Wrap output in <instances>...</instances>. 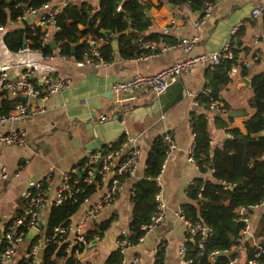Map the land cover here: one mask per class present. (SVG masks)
Listing matches in <instances>:
<instances>
[{
  "label": "crops",
  "instance_id": "0c3cea01",
  "mask_svg": "<svg viewBox=\"0 0 264 264\" xmlns=\"http://www.w3.org/2000/svg\"><path fill=\"white\" fill-rule=\"evenodd\" d=\"M143 1L149 4L147 16L151 19V25L142 35L160 34L167 30L169 34L166 37L171 43L182 38H194L195 43L188 57L219 51L227 41L230 30L240 25L238 57L240 60H246L251 55H256L257 59L247 69L239 70L232 80L226 83L219 92L218 101L220 105L227 107L225 109L231 115L227 127L243 132L242 123L251 115L247 107V102L252 97L250 80L264 70V20L251 19L250 12L264 0H215L210 16L201 20L199 15L202 14L191 12L187 5L172 6L164 3L158 6L156 0ZM91 4L94 5L95 0H91ZM195 22L199 23L197 27L193 26ZM1 35L0 73H6L10 80H14L25 68H29L35 82L43 75L60 77L67 82L66 88L60 93L38 103L43 109L41 115L14 123H0V134L12 130L19 131L25 139L23 146H0V169L8 175L7 180H0V231L22 211L23 195L29 182L46 180L47 185V203L38 220L43 221V226L38 230L37 238L24 239L15 252L9 264H18L28 257L30 242L35 240L36 243L44 236L47 211L61 176L73 172L78 174L81 164L90 156L80 143L77 128L85 123H103L113 113L119 112L120 108L131 110L148 105L153 97L147 92L114 96L111 93L112 85L136 73L155 74L183 59L184 55L178 50H171L147 60H122L114 56L105 66L78 68L73 66L69 59L45 61L36 51L9 52L1 43ZM206 68L205 65L196 66L177 77L174 82L179 83L185 93H192L193 97H196L203 90ZM242 71H245V76ZM243 80L248 83L247 87L242 85ZM1 100L7 99L2 98L0 94ZM195 111L201 112L198 109ZM189 112V99L184 97L164 114L158 117L154 114L151 119H144L142 132L133 140L140 152L134 175L121 180L119 192L114 200L99 209L89 221L86 233L93 232L98 224L113 218L108 229L96 241L95 247L83 254L81 252L82 255L78 257L80 264H104L107 256L115 251L117 240L127 235L131 212L130 189L142 176L152 142L166 133L172 135L176 148L166 161L158 185L159 200L165 207L162 220L155 228L146 232L136 246L124 252L122 261L129 264L132 258H136L137 264H155V256L160 250V264H179L176 250L178 245L185 241L186 234L185 226L178 216L181 206L188 201L186 190L193 180L210 177L209 173L200 174L187 160L192 143L188 126ZM201 113L207 121L209 147L214 149L228 136L224 130L214 127V115L208 111ZM100 117H104L105 121H99ZM129 151V148H121L113 160V165L124 159ZM109 176L110 173L107 174V177ZM104 191L105 186H101L83 202L70 218V228L80 222L85 213L100 200ZM263 217L264 204L251 210L249 222L252 232L258 230ZM72 237L69 232L65 240L70 242ZM41 250L39 248L31 255L28 264H40ZM237 259L242 262L244 254H238Z\"/></svg>",
  "mask_w": 264,
  "mask_h": 264
},
{
  "label": "trees",
  "instance_id": "16d2710c",
  "mask_svg": "<svg viewBox=\"0 0 264 264\" xmlns=\"http://www.w3.org/2000/svg\"><path fill=\"white\" fill-rule=\"evenodd\" d=\"M50 0H0V27H5L8 22L15 21L22 13L37 10L39 6ZM158 6L170 4L172 6L187 5L193 13L203 12V2L213 4L215 0H156ZM119 11H116V6ZM149 4L143 0H66L59 13L53 18L58 30L52 35L49 45H40L42 32L38 27L23 25L22 29L6 30L1 35L3 47L12 53L26 49L39 52L42 56L50 55L54 48L67 59H80L81 54L87 50L85 43L79 42L81 37L92 35L100 38L103 45L99 49L102 61L109 63L116 56L122 60H131L139 57L142 52L137 50L138 41H153L158 38L164 43L171 42L167 37L158 34H142L151 25V19L147 16ZM201 17V15H199ZM108 32L110 37L116 38L117 51L113 52L110 47V38L106 39L101 33ZM239 30L236 39L231 43L232 53L239 55ZM27 44V45H26ZM230 62L223 61L215 67H207L203 90L207 95L199 93L195 97L198 110L208 111V98L218 100L220 90L228 82L226 73ZM245 76V71H242ZM252 97L247 102L251 115L242 123V131L236 128H228L231 120L229 113L215 115L214 127L224 130L228 135L220 146L211 149L207 121L201 112L190 111L188 121L192 134V156L198 172L202 175L209 173L208 179L199 177L192 181L186 190L187 203L180 208L183 220L190 223H200L208 227L211 233L204 239L202 249H197L196 238H187L184 243L186 255L192 259V264H227L231 258H237L236 252L230 248L235 244L242 223L238 220L235 211L244 208L248 215L251 208L260 204L264 198V137L253 138L252 136L264 130V70L250 80ZM14 101H0V116L6 115ZM227 107L224 106V109ZM225 109V110H226ZM227 111V110H226ZM124 141L122 136L114 144L104 146L102 154L117 151ZM164 157V147L161 138H156L147 153L142 176L131 187L130 219L127 225V235L119 239H125L130 247L136 246L146 231L150 217L155 212V195L159 192L154 182L148 181L159 170ZM83 163L81 164V166ZM80 166V167H81ZM122 180V179H121ZM98 182V178L94 179ZM229 188L224 189L226 185ZM97 185H78V193L71 199L60 205H50L47 211L45 226L43 228L44 247L41 250L40 264H78L75 257L66 255L62 247H58L50 240L51 232L55 228L67 227L70 218L78 211L83 202L90 197ZM113 218H110L96 226L93 232L87 233V239L96 236L97 240L108 229ZM255 236L264 238V217L261 219L259 228L254 231ZM31 241L30 249L35 245ZM264 247V242L261 243ZM211 251H219L212 263L207 262L206 255ZM225 253H224V252ZM81 254L82 250L79 251ZM161 251L155 256V264L161 263ZM200 252V256L196 255ZM252 248L246 247L244 258L251 257ZM122 257L117 250L111 252L104 264H120ZM31 260L28 256L18 264H27ZM258 264H264V258H260Z\"/></svg>",
  "mask_w": 264,
  "mask_h": 264
},
{
  "label": "built area",
  "instance_id": "2783aa9c",
  "mask_svg": "<svg viewBox=\"0 0 264 264\" xmlns=\"http://www.w3.org/2000/svg\"><path fill=\"white\" fill-rule=\"evenodd\" d=\"M65 3L66 0H50L39 6L37 10L28 13L24 12L15 21L8 22L5 27H0V34H3L6 30L22 29L23 25L27 24L29 26L38 27L42 32L40 45H48V43L51 42L52 35L58 30L54 24L53 18L59 13ZM211 9L212 3L204 1L203 12L200 20L210 16ZM116 11H119L118 5L116 6ZM250 18L253 20L261 18L264 20V2L252 8ZM198 24L199 23L195 22L193 26L197 27ZM239 27L240 25H237L230 30L227 41L219 51L194 57L187 56L195 43L194 38H182L171 44L164 43V41L160 38H158L155 42L138 41L137 50L142 52V54L136 59H151L171 50H178L184 55V58L166 68L161 69L155 74L145 75L136 73L124 81L117 82L112 85L111 93L114 96H119L122 94L131 95L132 93L147 92L152 97H155L162 94L177 77L189 72L192 68L199 65L215 67L223 61L230 62L226 77L228 81L232 80L233 76L237 74L239 70L247 69L249 65L257 59L256 55H251V57L246 60H240L238 55L235 56L232 53L231 43L235 41L236 33L239 30ZM168 34L169 32L164 30L158 35L160 37H166ZM79 40L87 45V50L81 54L80 59H69L73 66L78 68L85 66L96 68L98 66L106 65V63L102 61L99 53V49L102 45V40L100 38L92 35H86L81 37ZM21 51L28 50L23 49ZM42 57L45 61H50L52 59H58L60 61L68 60L59 52L58 48H54L50 55ZM66 86L67 82L63 78L52 77L49 75H43L37 82H35L32 79V72L29 68H25L14 80H10L6 73H0L1 97L12 101L16 97H25L27 100L26 103L14 102L8 113L0 116V123H14L41 115L43 113V109L38 105V103L46 100L53 94L60 93L66 88ZM201 93L207 95V92L204 90H202ZM185 97L189 99V110L195 111L197 108L195 97H193L192 93H185ZM31 99L35 100V104L30 102ZM208 112L214 116L227 114V111L222 105H220L219 101L212 98H208ZM99 121H105L104 117H100ZM188 126L190 127L189 121ZM123 135L124 141L117 151H110L105 154L101 153L100 156H97L94 153L85 160L83 165L80 167L78 174L76 172L63 174L60 179V184L54 193L53 199L50 201L49 206H56L71 199L78 193V185L81 184L97 185L99 182L102 186H105L103 196L85 213L80 222L74 228H70L69 226L59 227L53 229L51 232L50 240H52L58 247H62L66 255L75 257L77 261L80 255L79 251L83 250V248L89 243L86 233L89 221L99 209L104 206H108L114 200L119 192L121 179L134 175L137 166V158L140 152L133 144L134 139L130 138L125 132ZM160 138L164 147V157L160 163L158 172L153 177L147 178L148 181L154 182L157 187L164 172L166 161L176 148L175 142L170 133H166ZM24 144V135L19 131L12 130L5 134H0V146H23ZM121 148H129L130 151L128 155L118 164L113 165V160L118 155ZM192 152L193 143H191L189 147L187 160L195 166ZM108 173H110L109 177H107ZM208 173H211L210 170ZM96 177L99 180L98 182L94 181ZM7 178V173L3 169H0V180L5 181ZM229 186L230 185L227 184L224 189L229 188ZM46 189V180L28 183L27 190L23 195L24 206L22 211L18 215L14 216L0 231V264H9L11 262L15 252L24 242L28 230L36 226L39 220V215L44 205L47 203ZM158 193L154 197L156 203L155 212L150 217L148 225L143 228L146 232L155 228L163 217L165 207L160 202ZM262 204H264V198L259 205L251 208V210ZM235 214L238 220L242 223V228L238 233L235 244L230 248V251L236 252L237 254H244L246 247H250L252 248V254L250 258H244L242 262H239L235 257L231 258L227 264H258L257 261L261 257L264 258V247L261 245V243L264 242V238L253 234L250 229L249 215L244 208L236 209ZM178 218L183 222L186 234L185 241L180 243L176 250L178 262L179 264H192V259L188 258L186 255L184 243L187 238H196L197 249H202V243L211 231L208 227L200 223L190 224L184 221L180 213ZM69 232L72 233L73 237L70 242H67L65 238ZM91 238L93 241H97L96 236ZM43 242L44 236L42 239L39 238V240L36 241V244L30 249L28 256L31 257L36 250L39 248L42 249L44 247ZM128 248H130V246L125 239L117 240L115 250H117L121 257ZM219 254V251H211L207 253V262L212 263L214 258ZM199 256L200 252L196 255V257ZM78 264L80 263L78 262ZM120 264H124L122 259ZM129 264H137V259L132 258Z\"/></svg>",
  "mask_w": 264,
  "mask_h": 264
},
{
  "label": "water",
  "instance_id": "95a60500",
  "mask_svg": "<svg viewBox=\"0 0 264 264\" xmlns=\"http://www.w3.org/2000/svg\"><path fill=\"white\" fill-rule=\"evenodd\" d=\"M106 39L110 38V47L113 52L117 51L116 38L110 37L108 32L101 33ZM51 49L52 43H49ZM245 87L248 83L243 80ZM185 97V91L179 83H172L160 95L155 96L150 100L148 105L139 106L131 110L120 108L116 113H113L110 118L99 124H81L77 128L80 138V143L84 146L88 155L96 154L100 156L101 150L104 146L114 144L118 139L124 136V132L132 139H135L143 130V121L145 118L151 119L152 115L156 117L164 114L169 108L180 102ZM15 102L26 103L25 97H16ZM31 103L35 104V100L31 99ZM231 116V115H229ZM253 138L264 137V130L252 136ZM43 226L42 222H37L36 226L29 229L25 239L29 240L36 237L38 230ZM96 241H90L86 247L83 248L82 254L95 247ZM81 254V255H82Z\"/></svg>",
  "mask_w": 264,
  "mask_h": 264
}]
</instances>
